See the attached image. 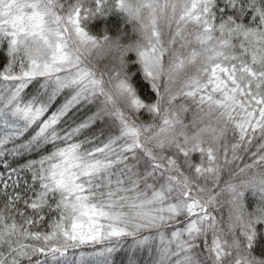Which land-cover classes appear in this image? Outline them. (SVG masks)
Listing matches in <instances>:
<instances>
[{
	"label": "snow or ice",
	"instance_id": "6c2138e0",
	"mask_svg": "<svg viewBox=\"0 0 264 264\" xmlns=\"http://www.w3.org/2000/svg\"><path fill=\"white\" fill-rule=\"evenodd\" d=\"M0 264H264V0H0Z\"/></svg>",
	"mask_w": 264,
	"mask_h": 264
}]
</instances>
